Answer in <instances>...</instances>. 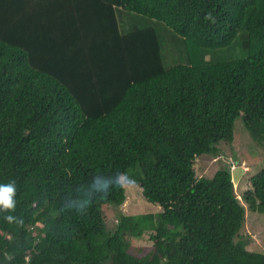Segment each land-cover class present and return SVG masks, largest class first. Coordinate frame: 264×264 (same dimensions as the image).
<instances>
[{"label": "trees", "instance_id": "16d2710c", "mask_svg": "<svg viewBox=\"0 0 264 264\" xmlns=\"http://www.w3.org/2000/svg\"><path fill=\"white\" fill-rule=\"evenodd\" d=\"M239 117L264 145V0H0V264H264L232 166L195 168ZM123 180L161 210L125 212ZM251 185L264 212V167Z\"/></svg>", "mask_w": 264, "mask_h": 264}, {"label": "rangeland", "instance_id": "374dc122", "mask_svg": "<svg viewBox=\"0 0 264 264\" xmlns=\"http://www.w3.org/2000/svg\"><path fill=\"white\" fill-rule=\"evenodd\" d=\"M164 36V55L168 65H173L183 61L181 52L185 48L184 38L173 29L165 25H159ZM235 137L231 143H222V154L203 155L196 159L195 168L198 176H212L219 168L226 164L234 168L237 161H241L245 168L240 181L235 184L236 192L241 201L246 206V220L242 228V233L252 234L254 241L248 246L252 249L264 251V212L253 211L242 199V194L251 185V176L258 173L264 167V145L256 141L250 130L245 126L244 119L239 117L235 122ZM127 192V200L122 205V209L127 213L154 212L161 210V206L150 202L142 195L141 187L136 183H129L123 180ZM116 216L112 215L109 224L116 221ZM134 251L137 253L147 252L152 246L151 231H147L140 238H132Z\"/></svg>", "mask_w": 264, "mask_h": 264}, {"label": "clouds", "instance_id": "9594fccd", "mask_svg": "<svg viewBox=\"0 0 264 264\" xmlns=\"http://www.w3.org/2000/svg\"><path fill=\"white\" fill-rule=\"evenodd\" d=\"M109 184L110 181L108 179H102L101 175H96L91 182V187L96 189L97 192L106 194L109 188ZM15 192H16L15 181L10 180L6 183H0V209H14L16 204V201L14 199ZM79 203H80V208H83L85 206L83 201H80ZM7 219L13 220L15 219V217L13 215H8Z\"/></svg>", "mask_w": 264, "mask_h": 264}, {"label": "water", "instance_id": "95a60500", "mask_svg": "<svg viewBox=\"0 0 264 264\" xmlns=\"http://www.w3.org/2000/svg\"><path fill=\"white\" fill-rule=\"evenodd\" d=\"M245 171L244 166L241 161H237V165L232 169V177L234 184H237L240 181L241 176ZM26 264H30L27 262Z\"/></svg>", "mask_w": 264, "mask_h": 264}]
</instances>
